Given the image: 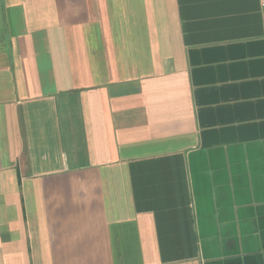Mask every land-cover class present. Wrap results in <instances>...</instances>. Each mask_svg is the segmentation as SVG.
Listing matches in <instances>:
<instances>
[{
    "label": "crops",
    "instance_id": "0c3cea01",
    "mask_svg": "<svg viewBox=\"0 0 264 264\" xmlns=\"http://www.w3.org/2000/svg\"><path fill=\"white\" fill-rule=\"evenodd\" d=\"M0 264H264V0H0Z\"/></svg>",
    "mask_w": 264,
    "mask_h": 264
}]
</instances>
